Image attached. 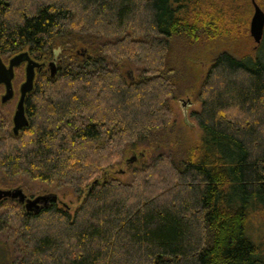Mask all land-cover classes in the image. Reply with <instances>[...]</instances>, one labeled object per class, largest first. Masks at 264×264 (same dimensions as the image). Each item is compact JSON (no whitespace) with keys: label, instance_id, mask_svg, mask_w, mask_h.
Here are the masks:
<instances>
[{"label":"trees","instance_id":"obj_1","mask_svg":"<svg viewBox=\"0 0 264 264\" xmlns=\"http://www.w3.org/2000/svg\"><path fill=\"white\" fill-rule=\"evenodd\" d=\"M241 1L0 0L3 60L27 51L43 63L29 124L15 134L0 114V171L86 192L74 213L11 203L0 231L19 247L0 264H264L251 228L264 213V37L253 54L210 62L196 94L202 134L187 157L157 146L126 180L109 171L129 151L160 146L158 136L168 149L175 42L223 36Z\"/></svg>","mask_w":264,"mask_h":264},{"label":"rangeland","instance_id":"obj_2","mask_svg":"<svg viewBox=\"0 0 264 264\" xmlns=\"http://www.w3.org/2000/svg\"><path fill=\"white\" fill-rule=\"evenodd\" d=\"M239 1L242 2L241 0ZM256 1L262 9H264V0ZM229 3L233 4L232 1H229ZM234 9H238V13L242 15L236 22L232 21L233 17H235L234 13L228 17L230 19H227L225 24L229 25L226 26L229 27L230 31H227L223 36L212 39H201L197 42H190L188 40H179L175 42L176 59L173 64L178 71L180 86L177 91L178 97L172 100L176 125L171 132H167V134L171 135L172 139H168V149H164V138L158 136L160 146L158 144H152L153 146H144L138 150L129 151L121 165L109 170L111 174L126 180L129 177V167L134 164H139L141 161H150L152 157L156 156L155 150L157 146L158 150H164L167 154H171L170 150L175 149V152H172V154H177V159L182 160L190 153L189 148L193 147L200 141L202 131L194 116V112L200 109L201 103L197 100L196 94L210 62L222 51H228L237 57H244L253 54L257 47V43L252 37L250 31L251 20L254 14L252 0H243L241 6L236 4ZM248 10L250 11L249 13ZM52 59L46 61L45 71H50L49 62ZM54 59L55 61L57 59V64L59 65L60 57L58 56ZM26 65V63H23L20 67L16 68L17 80H14L15 96L10 102L2 103V95L6 90L4 85H0V114L9 118L12 129L14 125L13 116L20 97V86L26 79ZM125 72L130 78L136 76L135 71L130 67L125 69ZM0 173L2 174L1 171ZM4 180L6 179L4 178ZM7 180L12 183L13 187H22L31 195H56L57 200L54 202L60 207L68 209L71 213L76 211L86 193L84 192V194L81 195V193L75 190L72 186L33 179L27 175L8 177ZM85 191H87V188ZM9 202L10 203L4 205L2 209L10 207L11 202L13 201ZM18 207L16 208H21ZM23 210L25 211V208H23ZM251 228L254 231V237L259 238V241H261L264 246V213L256 212L253 215ZM17 238L18 236L13 234L9 229L0 231V254L2 252H8L6 253L8 256L15 257L19 247V240Z\"/></svg>","mask_w":264,"mask_h":264},{"label":"water","instance_id":"obj_3","mask_svg":"<svg viewBox=\"0 0 264 264\" xmlns=\"http://www.w3.org/2000/svg\"><path fill=\"white\" fill-rule=\"evenodd\" d=\"M254 5V14L251 20V35L257 44H260L264 37V9L257 3L256 0H252ZM26 63V79L20 86V97L17 103V107L13 116L14 127L13 131L18 134L19 131L29 124V120L26 114L25 102L27 95L34 89L36 70L41 68L43 64L38 60L33 59L29 52L24 51L14 55L8 63H6L2 56L0 55V85L5 86V93L2 95V103H7L14 97L15 90L13 86V80L15 78V69ZM52 68L51 72L54 74L56 72V61L50 63ZM5 196H10L13 194L14 198L20 197V201L24 202L26 199L25 194L22 190H0V198ZM44 200L46 206L49 202H54L57 200L56 195L39 196L33 200H28L26 208L28 211L39 212L40 205L39 202Z\"/></svg>","mask_w":264,"mask_h":264},{"label":"flooded vegetation","instance_id":"obj_4","mask_svg":"<svg viewBox=\"0 0 264 264\" xmlns=\"http://www.w3.org/2000/svg\"><path fill=\"white\" fill-rule=\"evenodd\" d=\"M43 64V63H42ZM43 68V66L41 67ZM56 68H57V59H56ZM52 70V68L50 67V71ZM52 73V72H51ZM15 96V94H14ZM14 98V97H13ZM12 98V99H13ZM14 127V125H13ZM6 180H4V178ZM8 179V176H6L4 173H0V190H22L23 193L25 194L26 196V199L24 202L20 201V197L18 198H14L13 197V194H11L10 196H5L3 194V197L0 198V216L3 215L5 212H7L9 209L8 208H5V209H2L4 207V205H6L7 203L9 204L10 202L9 201H13L11 203H13L15 206H19L21 207V209L25 208V211L27 212H34V211H28L27 208H26V204L28 202V200H33L39 196H47L48 194H43V195H31V194H28L26 192V190L22 187H19V186H14L12 185V183L10 181L7 180ZM52 202L48 203V204H51ZM39 205L41 206L40 207V210L46 206V203L44 202V200L42 199L40 202H39ZM9 206V205H8ZM11 206V205H10Z\"/></svg>","mask_w":264,"mask_h":264}]
</instances>
